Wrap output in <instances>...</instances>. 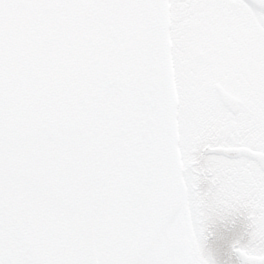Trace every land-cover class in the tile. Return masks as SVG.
<instances>
[{"label": "snow or ice", "instance_id": "snow-or-ice-1", "mask_svg": "<svg viewBox=\"0 0 264 264\" xmlns=\"http://www.w3.org/2000/svg\"><path fill=\"white\" fill-rule=\"evenodd\" d=\"M264 264V0H0V264Z\"/></svg>", "mask_w": 264, "mask_h": 264}, {"label": "flooded vegetation", "instance_id": "flooded-vegetation-1", "mask_svg": "<svg viewBox=\"0 0 264 264\" xmlns=\"http://www.w3.org/2000/svg\"><path fill=\"white\" fill-rule=\"evenodd\" d=\"M251 230L243 210L208 213L201 238L203 252L212 264H241L236 248L249 246Z\"/></svg>", "mask_w": 264, "mask_h": 264}, {"label": "water", "instance_id": "water-1", "mask_svg": "<svg viewBox=\"0 0 264 264\" xmlns=\"http://www.w3.org/2000/svg\"><path fill=\"white\" fill-rule=\"evenodd\" d=\"M248 3L252 4V0H246ZM240 259L242 261V264H243V258L240 256Z\"/></svg>", "mask_w": 264, "mask_h": 264}]
</instances>
